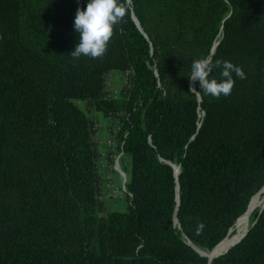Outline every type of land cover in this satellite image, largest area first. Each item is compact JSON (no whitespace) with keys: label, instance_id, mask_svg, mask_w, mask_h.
Returning <instances> with one entry per match:
<instances>
[{"label":"trees","instance_id":"trees-1","mask_svg":"<svg viewBox=\"0 0 264 264\" xmlns=\"http://www.w3.org/2000/svg\"><path fill=\"white\" fill-rule=\"evenodd\" d=\"M98 112L125 211L99 199ZM263 186L264 0H0V264H208L188 242ZM254 221L211 264H264Z\"/></svg>","mask_w":264,"mask_h":264},{"label":"built area","instance_id":"built-area-1","mask_svg":"<svg viewBox=\"0 0 264 264\" xmlns=\"http://www.w3.org/2000/svg\"><path fill=\"white\" fill-rule=\"evenodd\" d=\"M113 78L116 77L110 73L106 75L108 96H116L118 92V88L110 87ZM125 82L126 80L124 79L123 84ZM94 130H96L95 141L100 148L98 160L99 171L101 173L99 199L105 200L110 199V197H117L118 193H123L130 198L131 195L126 189L127 175L121 167V159L123 157L122 148L116 147L111 132L108 133L105 141L100 138L97 122L94 125ZM112 133L115 132L112 131Z\"/></svg>","mask_w":264,"mask_h":264},{"label":"rangeland","instance_id":"rangeland-1","mask_svg":"<svg viewBox=\"0 0 264 264\" xmlns=\"http://www.w3.org/2000/svg\"><path fill=\"white\" fill-rule=\"evenodd\" d=\"M112 80H111L110 87L118 88L120 85L123 84L124 78L122 77V75L118 74V75H116V78H113ZM106 81H107V79H106ZM77 103L81 109L85 110L84 101H77ZM95 118H96V121L98 124V131H99L100 138L105 141L106 138L108 137V132H107L108 127L107 126H108L109 122L99 112L95 113ZM121 167L124 170V172L126 173L127 178H128L129 173H130V166L128 164H125V162L123 163V161L121 160ZM116 176H118V175L116 174ZM104 201L106 202V205H107L106 209L109 211L110 210H116V211H125L126 210L127 200H126L125 195L123 193H121V194L118 193L117 197H110V199H105ZM255 209H257V208H255ZM255 209H253L252 212ZM252 212L248 215L249 216L248 220L243 224L240 231H244L245 229H247L250 226V216H251ZM235 229H236V227H235Z\"/></svg>","mask_w":264,"mask_h":264},{"label":"water","instance_id":"water-1","mask_svg":"<svg viewBox=\"0 0 264 264\" xmlns=\"http://www.w3.org/2000/svg\"><path fill=\"white\" fill-rule=\"evenodd\" d=\"M133 19H134V21H135V23H136V25H137V27L141 30V28H140V25H139V23H138V21H137V19L133 16ZM217 44V43H216ZM215 44V45H216ZM215 47V46H214ZM214 47H213V50H214ZM212 50V51H213ZM207 63H208V60L201 66V69L203 68V67H205L206 65H207ZM198 72H196L195 74H194V76L197 74ZM194 76L192 77V79H191V84H190V87H191V90L192 91H194V85H193V79H194ZM171 167L173 168V164H171ZM173 170H174V175L175 176H177V174H178V172H179V166H177L176 167V170L173 168ZM264 191V186L253 196V197H255V196H259L262 192ZM252 197V198H253ZM251 198V199H252ZM178 195H177V202H178ZM251 201V200H250ZM250 203V202H249ZM248 206H249V204H248ZM248 206H247V208H248ZM263 208H264V202H263V204H262V206L259 208V213L263 210ZM245 213V212H244ZM243 215V214H242ZM241 215V216H242ZM240 216V217H241ZM240 217H238V219L240 218ZM238 219L236 220V222L238 221ZM236 222H235V224H234V226L236 225ZM174 223H177V220H176V217L174 218ZM254 223H255V221L252 223V224H250V226L246 229V231H244L243 233H238L237 231L238 230H236L234 227L233 228H231L230 230H229V232L227 233V235L211 250V251H209V252H212V251H214L221 243H223L225 240H227V241H229V240H231V239H233V238H235V239H233L230 243H229V245L228 246H226V248L222 251V252H218L217 254H215V255H213V256H211L210 258H209V260H208V262H211L214 258H216V257H218V256H220V255H222V254H224L225 252H227L232 246H234L235 244H237L239 241H241V239H243L244 237H245V235L247 234V232H248V230H249V228H251L253 225H254ZM188 244H190L194 249H195V251L196 252H198L201 256H204V257H206L207 258V256L205 255V254H203L199 249H197L196 247H194L190 242H188Z\"/></svg>","mask_w":264,"mask_h":264},{"label":"bare ground","instance_id":"bare-ground-1","mask_svg":"<svg viewBox=\"0 0 264 264\" xmlns=\"http://www.w3.org/2000/svg\"><path fill=\"white\" fill-rule=\"evenodd\" d=\"M177 165L173 164V168L176 170ZM174 171V170H173ZM264 202V191L260 194V196H255L251 199L248 208L246 209L245 213L238 219V221L236 222V225L234 226V228L236 227V230H238V233H243L244 231H246V229L244 231H240L241 227L243 226V224L248 220V215L252 212L253 209L255 208H260L262 206ZM235 239V238H233ZM225 240L223 243H221L214 251L209 252L208 250L202 249V248H198L203 254H205L208 257V260L211 256L217 254L218 252H222L226 246L229 245V243L233 240ZM208 264H211V262H208Z\"/></svg>","mask_w":264,"mask_h":264}]
</instances>
